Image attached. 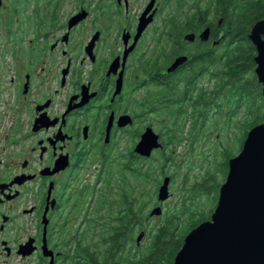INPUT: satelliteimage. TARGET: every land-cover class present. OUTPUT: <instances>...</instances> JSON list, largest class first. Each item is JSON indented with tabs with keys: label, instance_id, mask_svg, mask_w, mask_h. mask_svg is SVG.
Segmentation results:
<instances>
[{
	"label": "flooded vegetation",
	"instance_id": "flooded-vegetation-1",
	"mask_svg": "<svg viewBox=\"0 0 264 264\" xmlns=\"http://www.w3.org/2000/svg\"><path fill=\"white\" fill-rule=\"evenodd\" d=\"M182 1L155 0L146 17L153 15V21L138 40L140 19L152 0H46L44 10L37 6L34 36L26 55L20 57L26 66L10 80L14 110L0 108L4 110L0 114V264H85L84 256L77 257L75 252L84 246L87 196L99 207L103 197L109 199L121 147L127 171L135 161L147 160L135 153V147L150 126L131 146H124L120 135L137 123V110L149 113L159 105L182 110V101L189 99L184 93H190L200 75L211 73L214 49L226 39L221 18L217 29L206 22L180 34L177 41ZM66 2L74 5L72 10H64ZM212 13L213 7L207 11L209 20ZM160 17L162 30L156 40L175 50L156 71L151 69L147 44L150 28ZM206 29L209 39L203 41ZM188 34L195 35L194 41L185 39ZM178 57H187L186 63L168 73ZM14 58L18 59L17 51ZM195 71L198 75L193 79ZM152 84L167 91L164 99H151ZM136 93H142L141 100ZM204 96L207 105L208 94ZM200 104L204 108L205 102ZM126 116L131 125L119 128V119ZM160 137L162 148L157 151L165 149ZM125 171H121L122 205L116 223L132 216L134 206V200L123 194Z\"/></svg>",
	"mask_w": 264,
	"mask_h": 264
},
{
	"label": "rangeland",
	"instance_id": "rangeland-1",
	"mask_svg": "<svg viewBox=\"0 0 264 264\" xmlns=\"http://www.w3.org/2000/svg\"><path fill=\"white\" fill-rule=\"evenodd\" d=\"M213 2L214 0H204L201 4L202 6H208V4L212 5ZM193 3L195 2L191 0L182 1L181 21H184L186 16L194 13ZM45 5L46 0L38 3L31 0H4L3 2V7L0 9V108L8 109L9 106L11 109L14 108L12 103L15 99V90L10 85V80L26 66V61L20 57L26 55L30 41L34 36V14L37 6L39 9L44 10ZM73 7L74 5L71 6L70 3L66 2L64 4V10L66 11L72 10ZM162 19L163 17L158 18L155 25L150 28L147 44L150 50L151 69L156 71L161 70L167 64L170 60L169 54L175 50H173L174 46H168L166 42L162 43L156 40L162 30ZM21 49L24 51L20 54ZM214 50L216 54L223 53V57L227 53L222 43ZM16 51L18 59L14 58ZM158 57L162 58L157 59ZM1 67L3 68L1 69ZM224 69V61L218 65L213 63L209 75H206L207 72L200 75L194 81V85L190 86V98L182 101V110H174V107L162 108L163 105H159L157 110H151L149 113L137 110L139 116L137 123L129 129V132H126V135H120V139L124 138L125 140L124 146H131L132 143L139 141V136L144 128L150 126L156 134L163 136V143L165 142V149L153 151L151 157L146 158L145 161H137L142 174H145L144 177L135 176L132 173L133 169L125 171L127 184L124 185V193L126 198L135 201L134 206L137 216L142 221L146 233L138 246L136 239L140 231L143 230L135 232L132 236L133 241L127 245L128 250L133 252L135 250L137 252L138 249L142 252L147 251L153 244L154 234L170 213L173 216H180L182 227L193 215L195 216L200 212L209 217L213 214V210L218 204V191L223 184L222 173H225V169L228 170L225 164L232 159L231 155L236 156L240 153L239 148L242 145L240 139L245 135L247 126L244 129L243 127L251 123L250 119L253 116V110L249 109L251 107L249 100L244 95L240 96L236 92L239 87L235 85V88L222 87V83L226 80ZM54 70H57V68ZM252 78H256L254 73L243 77L244 82ZM183 81L186 82V79H183ZM156 86L160 87L157 84L150 86L151 99L152 97L164 99L163 93L167 94V91L165 92ZM183 90L182 88L181 91ZM200 90L205 91L202 94L207 93L210 100V103L206 105L207 96H204V108L201 104L195 103V99L199 97V92H201ZM135 97L141 100L142 93H136ZM167 97L169 96L166 95L165 98ZM178 97H181V94H178ZM3 111L0 110V114ZM134 113L136 114V110H134ZM257 115L261 116V112H258ZM0 143L3 144L2 141ZM2 146H0V151ZM124 150L125 148L122 147L119 149V162L114 163L115 167L112 171L114 172L115 184L107 192L109 199L103 197L102 206L99 207L97 202L94 204L92 196H87V222L83 242L84 245L93 246L100 253L102 251V240L107 237L109 227L118 224L114 221V218L119 212L121 213V186L123 184L121 171L124 169L123 164L126 162L122 161L121 156ZM0 158L2 159L1 152ZM22 159H19V161ZM132 168H134V164H132ZM212 176L216 179L208 183L210 189L208 192L203 191V189H200L204 192L200 195L192 192V187L200 186ZM165 177L171 179L170 197L167 201L161 203L158 201V190ZM157 206L162 207L163 214L149 217L151 210ZM99 211L101 213L98 218ZM94 216L97 217L96 220L98 221L92 223L90 219ZM106 218L110 219L107 220ZM77 227V225L72 227L70 230L71 236H74L73 230H76Z\"/></svg>",
	"mask_w": 264,
	"mask_h": 264
},
{
	"label": "water",
	"instance_id": "water-1",
	"mask_svg": "<svg viewBox=\"0 0 264 264\" xmlns=\"http://www.w3.org/2000/svg\"><path fill=\"white\" fill-rule=\"evenodd\" d=\"M154 4L155 0H152L140 19L136 40L152 23L153 15L146 17ZM249 38L256 47L255 73L264 96V20L254 25ZM185 39L192 42L195 35L188 34ZM201 39H209V29L202 33ZM186 61L187 57H178L169 67L168 73L176 71ZM115 68L114 64L112 71ZM131 123V118L126 116L119 119L118 125L124 128ZM161 148L160 136L148 127L136 145L135 153L150 158L153 151ZM228 167L226 181L220 187L218 204L213 214L185 236L174 264H264V124L248 132L242 150L230 159ZM170 181V177H165L158 190V201L161 203L170 197ZM162 214V207L157 206L151 210L149 217ZM145 234L142 232L138 235V246Z\"/></svg>",
	"mask_w": 264,
	"mask_h": 264
},
{
	"label": "trees",
	"instance_id": "trees-1",
	"mask_svg": "<svg viewBox=\"0 0 264 264\" xmlns=\"http://www.w3.org/2000/svg\"><path fill=\"white\" fill-rule=\"evenodd\" d=\"M208 6V8L204 9L201 7V4L193 3L192 9H194L195 12L190 16H186L184 21H181L177 26L176 39L178 41L180 34L184 36L195 26L205 24L206 22H210L214 29H217L218 20L221 18L223 19V26L227 39L221 43L227 53L224 57L222 55L223 53L215 54L212 63L218 65L224 61V75L226 80L222 83V87H239L236 92H238L240 96L244 95V97L249 100V104L251 105L249 109L251 111L253 110V116L250 119L251 123L243 127L244 129L247 126L245 135L240 139V143L242 142L241 147H243L248 132L253 127L264 124L263 88L255 73L257 64L254 59L257 55V51L255 45L249 38L254 25L264 20V0H214L213 4H208ZM211 7H213V13L209 20L207 11H209ZM222 57L223 59L221 60ZM206 64L200 63L199 66ZM191 73H193L194 76L193 74H189V78L193 76L194 79L198 75L196 71L195 73ZM252 73L255 74L256 78L244 82L243 77ZM184 78L187 79L186 75ZM189 94L185 95L184 93V97L189 96ZM204 100V94L199 93L196 103L203 104ZM258 112H261V116L257 115ZM241 147L239 148V152ZM234 156L235 155H231L230 157L233 158ZM133 164V174L135 176L144 177L145 174H142L139 163L135 161ZM225 165L228 167V163ZM123 170H127V168L124 167ZM227 173V169H225V173H222L223 183L226 180L225 177H227ZM215 179L216 177L212 176L200 186L192 187V192L199 195L204 193L203 191L208 192V190H210L208 183ZM200 189H203V191ZM123 194L125 193L123 192ZM210 217L200 212L195 216L193 215V217L185 223L184 227H182L180 225V216H173L170 213L165 222L161 224L158 231L154 234L152 246L144 252L140 251L138 248L137 252L136 250L133 252L127 249L128 243L133 241L132 236L139 230H143L140 231V233L145 232V227L138 218L134 206L132 216L129 215L127 220L118 222L117 225L109 227L107 237H105L101 243V253L89 244L79 246L75 253L77 257L84 256L85 264H174L175 257L183 246L185 236L200 223L209 220L208 218Z\"/></svg>",
	"mask_w": 264,
	"mask_h": 264
},
{
	"label": "bare ground",
	"instance_id": "bare-ground-1",
	"mask_svg": "<svg viewBox=\"0 0 264 264\" xmlns=\"http://www.w3.org/2000/svg\"><path fill=\"white\" fill-rule=\"evenodd\" d=\"M225 181H226V180H225ZM224 183H225V182H224ZM224 183H223V184H224ZM223 184H222V185H223Z\"/></svg>",
	"mask_w": 264,
	"mask_h": 264
}]
</instances>
